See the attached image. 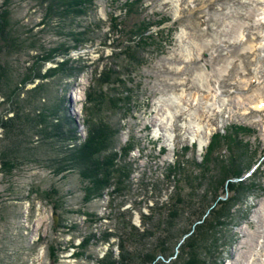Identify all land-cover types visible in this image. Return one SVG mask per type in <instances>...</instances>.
I'll list each match as a JSON object with an SVG mask.
<instances>
[{"label": "rangeland", "instance_id": "rangeland-1", "mask_svg": "<svg viewBox=\"0 0 264 264\" xmlns=\"http://www.w3.org/2000/svg\"><path fill=\"white\" fill-rule=\"evenodd\" d=\"M125 1L91 0V4L81 0V6L47 16V1H10L15 34L35 47L22 45L20 51L0 47V61L9 64L11 87L17 84L19 91L17 98L0 93V264H99L107 252L118 259V238L108 235L115 233V227L117 234L131 236L127 246L129 252L135 250L133 255L152 250L162 236L169 202L179 193L185 206L174 202L179 212L169 227L173 255L162 256L158 263L169 264L176 258L174 253H179L177 246L192 231L193 217L198 215L192 212L202 206L215 208L217 194L226 198L225 188L214 192L211 184L217 183L212 177L224 166L232 174L235 167L225 161L230 147L222 144L218 157L210 151L208 158L225 163L206 167L202 178L197 165L207 164V144L215 135H237L247 151L236 169L239 175L230 180L237 183V192L228 191L229 202L206 224L209 229L203 233L201 260L204 264H252L253 260L264 264V235L257 237V229L264 230V93L247 100L252 92H264V0H142L141 17L160 25L154 24L149 31L158 33L142 36L147 44L139 46L136 33L143 26L134 31L110 28L111 15L125 20ZM250 24L252 28L245 29ZM240 25L243 38L237 40L229 30ZM186 37L191 43H204L188 61L182 55ZM59 62L62 73L22 82L28 79V71L33 74L39 68L44 75ZM220 65L227 66V71L216 77L212 68ZM202 70L209 91L206 85L200 88L194 78ZM0 73L4 74L2 69ZM41 81L46 83L45 92L30 99ZM245 85L251 87L245 89ZM6 89L3 86L1 91L8 94ZM172 94H180L176 102ZM192 94L197 100L191 103ZM19 104L23 119L16 125L18 136L13 145L4 121L15 116ZM62 122L63 131L71 126L78 136L71 138L66 132L67 137L56 139L38 133L43 126L60 127ZM91 123L102 128L107 135L103 137L111 141L102 152L116 154L117 172L109 185L86 201L83 186L87 181L76 170L59 169L57 158L66 152L60 144L68 148L81 144ZM242 126L244 131H233ZM201 142L204 146L199 149ZM5 148L10 153L4 154ZM177 160L195 178V187L181 180L175 188L167 181ZM119 169L128 172L127 177L121 173L125 181L121 191L114 189ZM51 189L56 190V203L49 196ZM143 228L157 230L138 238L136 229ZM188 228L191 231L183 234ZM85 237L91 239L84 242ZM141 262L142 258L132 264H148Z\"/></svg>", "mask_w": 264, "mask_h": 264}, {"label": "trees", "instance_id": "trees-1", "mask_svg": "<svg viewBox=\"0 0 264 264\" xmlns=\"http://www.w3.org/2000/svg\"><path fill=\"white\" fill-rule=\"evenodd\" d=\"M11 0H4L2 3V9L0 10V47L1 45H4V47L8 48V47H12V48H17L19 49L22 45L26 46V47H35L34 44L30 43L28 40H20L19 37L15 34L16 30L13 29V24L11 23V10H10V2ZM41 3L43 4L44 1L46 2V7H45V11H46V16L52 14L54 11H57L61 14L60 10H62L63 8L67 7L68 10H70V8H74L77 6H81L80 1L81 0H40ZM140 1L142 0H128L125 1L126 5L129 9L126 10L125 12V20L119 19L118 16H111L109 17V21H110V28L113 31H122L123 29L127 30H133L134 28H140L141 26H143L136 34L140 37V44L142 43L147 44L145 42V40L143 39L142 36H145V34H148V36L153 37L152 35L157 32L158 30L151 32L149 31V29L154 25H160L159 21H153L150 19H146L145 16L141 17V12H139V10L141 9V3ZM91 2V0H90ZM74 3V4H73ZM88 3V2H87ZM92 4V2H91ZM131 22L130 24H127L129 22H127L129 19ZM131 18H133V20H131ZM117 19L120 20V22L117 21ZM127 19V20H126ZM147 20V21H146ZM134 31V30H133ZM159 31H161L162 33V29L159 28ZM82 34V31H80L79 35ZM79 37H76L75 40H78ZM148 40V39H147ZM3 42V43H2ZM34 43V42H33ZM63 46V45H62ZM61 46V48H62ZM65 48V47H64ZM132 58V56H129V58ZM39 62V61H38ZM59 65L57 66V68L55 69H50L48 71L47 74H40L39 72V65H37L36 67L38 68L37 71H34L33 74H31V72L33 70H31V67H28L29 70L27 72V80L23 79V83H25L26 81H33V77H38L41 80L46 77V76H54L57 73H62L63 69L61 68V66L63 65V63H58ZM8 67L9 64L7 63V61H0V70L2 69L4 74L0 73V88L2 89V87H7V91L8 94L6 92H2L0 89V93L2 96H11L12 98H17L19 97V91H18V87L17 84L14 85V87L12 86V78L10 76V73H8ZM103 73V71H102ZM9 74V75H8ZM2 75L3 78H2ZM3 79L4 82H1ZM2 84V85H1ZM37 84V83H36ZM45 84L44 82L41 81V83L35 85V88L32 90V94L30 93V99L35 97V94L38 93L41 97V95L45 92ZM99 84V83H98ZM100 85V84H99ZM2 86V87H1ZM101 86V85H100ZM9 87V88H8ZM14 88V93L13 91H10L11 89ZM6 93V94H5ZM14 94V95H13ZM95 95V93H94ZM93 96V95H91ZM90 96V97H91ZM94 97V96H93ZM39 99V98H37ZM99 99V98H98ZM17 107V110L14 111L16 112L15 116L10 117L9 119H7L6 121H4L5 123L8 124V128H10L9 133L10 137L9 139H11L13 142L12 144L14 145V142H16V138L18 136L17 131H16V125L18 124L19 126V119L22 120L23 118L20 116L22 114L19 113L20 110H18V108L20 109V104ZM40 107H44L43 105ZM45 109V108H44ZM40 121H44L43 123H46L44 119L45 116H41L40 115ZM38 120V119H37ZM36 120V122H37ZM61 120V119H60ZM64 121V120H63ZM64 123H66V121H64ZM59 124V123H57ZM3 125H5L4 127H6L7 125L3 123ZM45 125V124H44ZM91 125V126H90ZM88 127V135L87 138L82 141L81 144L76 145L73 147V144L70 148L66 149L65 154L63 153V157L57 158L59 159L61 162L58 166V168H66V169H71V170H76L78 172V176L80 177V179L82 181H87L85 182L83 188L85 191V198L84 200L88 201L90 198H92L91 196L94 195H98L99 194V190H101L104 186L109 185L110 184V179H111V175L114 172H117V169L114 168V162L115 158H116V154L112 151L109 150V154H104L102 151L104 149H102V147H104L106 144L108 145L109 143L111 144V141H109L107 139V137H103V135H106L103 131L102 128L96 127L94 125V123L90 124ZM33 128V127H32ZM60 127H58L56 124L53 123L52 124H48L46 126H43V128H41V130L38 131V133L41 132V135L45 136L46 134L48 135H52L54 138L58 139V136L61 135L60 133ZM244 127H239V128H234L233 131L237 130V129H243ZM246 129V128H245ZM7 131V130H6ZM66 132L68 134H70V137L74 138L77 137L78 134L75 133V128L74 127H67ZM7 134V132H5ZM73 135V136H72ZM47 136V135H46ZM107 136V135H106ZM239 136L235 135L232 137H228V136H221V135H215L211 142L210 145L208 147V153L205 155V159H207L205 162L207 164H200L198 163V166H201V173H200V177L202 178L206 172V167L210 166H216L218 168V164L219 167L221 166V162L225 163L224 161H221L219 159H210L208 158V155L210 153V151L213 152V154L215 156H220V146L226 145L229 148V156H226L225 161L226 164H228L229 166H234L235 168H232V174H230V170L229 169H223L227 166H224L221 170H220V174H216L214 177H212L213 179H216L215 181L217 183H213L211 184L212 186V190L215 192L217 189H226L227 195H228V191H232L233 194L236 193L237 191V183H233L232 181H230L231 179L235 178V176L239 175V172L236 171V169H238V165H239V161L243 159L244 156H246V151L247 148H243V144L242 141L238 138ZM220 138H223L225 141L221 140ZM15 139V140H14ZM72 143V142H71ZM12 145V146H13ZM217 146L216 149H214V147ZM225 146V147H226ZM6 149L9 148H5V153L4 154H8L10 153V151L7 152ZM102 153V154H101ZM100 157H104L103 159H101ZM78 168V169H77ZM180 170V171H178ZM182 170V171H181ZM170 171L172 173H169L166 178L167 181L173 182V187L177 188L178 184H180V181H183V184L185 185H189L190 187H195L193 184V180L195 179L194 177H190L188 175V172H184V165H181L180 160H177L174 164V166L170 169ZM118 172L120 174L117 173V176L115 177V186L114 189L121 191L125 188V181L121 178V173L124 174L126 177L128 176V172H124L123 170L119 169ZM211 178V179H212ZM198 186V185H197ZM49 193V192H48ZM54 195H56V190L51 189L49 196L53 197ZM214 195V194H213ZM216 195V193H215ZM226 198L223 199L221 198V194H217L214 199L216 200V207H210L209 206H202L199 209H197V211H193L192 214L194 215L195 213H198V215H196V217H193L192 223L191 225L192 227V231L190 230V228L186 229L183 234H186L188 231H191V233H189L187 236H185L183 238V244H181L180 246H177V249L179 248V253L175 252V256L176 258L173 259L171 262H169V264H204L203 260H201V255H202V251L201 249H203V243H204V231L205 229H209L206 224L210 223L213 221L212 216H216L217 214H215L216 212L219 213L222 210V206L229 202L230 199V195L231 193L227 196ZM174 199H171L168 205V216L162 219L164 221L165 227L164 229H162V231L160 232V240L158 242V244L156 246H154L152 248V250H148V251H144V253H138L137 255H133L134 251L129 252L128 250V241L131 240V236L129 235H123V233L117 234L116 233V229L117 227H115L114 232L115 233H108V235L110 236L115 235L118 238V244L121 248V253L118 257V259L115 258H111V254L107 252L106 256H108V258L110 257V259H107V257L105 256V258H101L98 260L99 264H104L103 262L105 261L107 264H132L133 261L135 260H141L142 258V262L144 261L148 264H158L159 262H161L160 259L163 260L162 256L166 257L173 255V251L170 245V238L172 237V234L170 233V228L171 226V219H175L178 216V212H179V208H184L185 206V202L184 199H182V197H179V193L175 194V196H173ZM52 200H54V202L56 203L58 201L53 197ZM174 200V201H173ZM187 201V200H186ZM178 203V207L176 206V203ZM188 203H191V201L189 200ZM193 203V201H192ZM221 205V207L219 206ZM220 207V208H219ZM211 208V209H210ZM208 214L209 216L206 217V215ZM205 215V216H204ZM217 217V216H216ZM216 220V219H215ZM160 224H156V228H160ZM154 227V226H153ZM119 228V227H118ZM124 228V226H123ZM148 229V228H143L141 231H139L138 229H136L137 232V236L138 238H143L146 235L151 234V232H155V230L157 229ZM161 229V228H160ZM125 230V229H124ZM121 232V230H120ZM167 232V236H164L165 233ZM170 233V234H169ZM130 234V232H129ZM131 234H132V230H131ZM107 235V234H106ZM109 236H105L107 237V239L109 238ZM104 238V237H103ZM106 239V238H105ZM84 242H88L90 240V238H84L83 239ZM86 240V241H85ZM180 240V238H179ZM179 240L177 239V242H179ZM104 241V239H103ZM176 242V244H177ZM169 245V246H168ZM202 246V247H201ZM169 250V252L167 253V251ZM170 253V254H169ZM140 256V257H139ZM139 257V259H138ZM144 260V261H143ZM139 262V261H138ZM139 264V263H138ZM161 264V263H160ZM163 264V263H162Z\"/></svg>", "mask_w": 264, "mask_h": 264}, {"label": "bare ground", "instance_id": "bare-ground-1", "mask_svg": "<svg viewBox=\"0 0 264 264\" xmlns=\"http://www.w3.org/2000/svg\"><path fill=\"white\" fill-rule=\"evenodd\" d=\"M259 1V0H258ZM247 3H249V1H247ZM245 5H246V3H245ZM253 16V15H252ZM263 16H264V13H263ZM250 17H251V13L249 12L248 14H247V18L248 19H250ZM263 21H264V19H263ZM261 23H264V22H261ZM260 25V24H259ZM252 28V25L250 24V25H245V29H248V30H250ZM244 30V29H243ZM243 30H242V25H240L239 27H235V26H232L231 27V29L229 30V34L230 35H234L235 34V37L237 38V40L238 39H240V38H243ZM230 37V36H229ZM182 38V37H181ZM189 39V38H188ZM186 42L184 43V45L185 44H187V45H185V46H183V53H182V55H183V58H184V60H186V61H188L189 59H191V58H193V57H196L198 54H199V51H200V49H202V47H203V45H204V43H201L200 41L199 42H193V43H191V41L189 42V40H187V37L184 39ZM209 41V40H208ZM179 43H180V41H179ZM209 43V42H208ZM210 43H211V41H210ZM246 44V43H245ZM5 49V48H4ZM245 49V48H244ZM18 51V50H17ZM19 51H20V49H19ZM18 51V52H19ZM2 54V53H1ZM4 54V53H3ZM4 56H6V55H4ZM8 58V57H7ZM7 61V60H6ZM223 61V60H222ZM224 62V61H223ZM8 63V62H7ZM223 64V63H222ZM204 70V69H203ZM203 70H202V72H199V73H197L196 74V76L194 77L195 79L197 78L198 80V82H197V85L200 87V88H204L205 87V85H206V90H208L209 91V88L210 87H208V85H207V81H206V78H205V76H204V72H203ZM250 69L248 68V71H249ZM212 71L214 72V75H216V77H218V75H221V73H223V72H225V71H227V66H223V65H220V66H213V68H212ZM251 71V70H250ZM198 72V71H197ZM205 72H207V71H205ZM210 74H212V73H210ZM9 75V74H8ZM195 75V74H194ZM39 79V78H38ZM218 79V78H217ZM263 80H264V78H263ZM37 81V80H36ZM242 82V81H241ZM239 85V84H238ZM33 87V86H32ZM197 87V86H196ZM251 86H249V85H245V89H247V88H250ZM256 90V89H255ZM264 90V89H263ZM10 91H13V93H14V88L13 89H11ZM262 93H264L263 91H261V93H259L258 91L257 92H252L250 95H247V100L249 101L250 99H252V98H255V97H257V96H260ZM217 94V93H216ZM14 95V94H13ZM179 95L180 94H178V95H175V94H172V97L174 98V101L176 102L177 100H178V97H179ZM262 96V95H261ZM5 98V97H4ZM199 98V97H198ZM193 99H195V100H197V98H195V94H192V96H191V103H192V101H193ZM216 99V98H215ZM252 101V100H251ZM198 102L199 103H202V99L200 98V100H198ZM222 103H223V101H221ZM242 102H244V99L242 100ZM250 102V101H249ZM206 103V102H205ZM254 103V102H253ZM234 104H237V102H234ZM241 105H244V106H242L241 108H243V110H244V107H245V102L244 103H242ZM260 106V105H259ZM244 113V112H243ZM68 115V114H67ZM69 118L71 119L72 117L69 115ZM65 121L66 119H62V121ZM195 125V124H194ZM192 127V126H191ZM195 127V126H194ZM61 128H62V130H61V135H63V137H67V133L65 132V130L63 131V122H62V124H61ZM198 132V131H197ZM75 133L76 134H78V132H77V130L75 129ZM198 134V133H197ZM24 135V134H23ZM196 139V138H195ZM60 146L62 147V148H64L65 147V151H66V149L68 148L67 146H66V144H60ZM203 146H204V142H201L200 144H199V149H201V148H203ZM230 214V213H229ZM229 219V218H228ZM100 222V221H99ZM91 229V228H90ZM257 231L260 233L257 237H259V236H261V235H264V232H262V231H264V230H258L257 229ZM263 233V234H262ZM91 237V236H90ZM90 237H88V238H90ZM94 237V236H93ZM92 238V237H91ZM90 238V239H91ZM255 240H257V239H255ZM240 246L241 245H239L236 249H239L240 248ZM256 246V245H255ZM241 255H246V253L243 251V252H241L240 253ZM249 254H250V252H249ZM247 255L246 256V259L248 260V258H249V256L250 255ZM240 256V255H239ZM236 259V258H235ZM252 264H254V260H253V262H252Z\"/></svg>", "mask_w": 264, "mask_h": 264}]
</instances>
